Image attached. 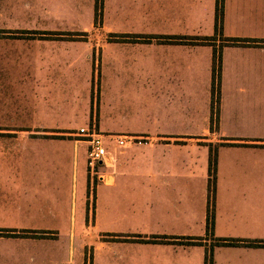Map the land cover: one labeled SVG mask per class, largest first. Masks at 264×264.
Here are the masks:
<instances>
[{"label":"crops","instance_id":"obj_1","mask_svg":"<svg viewBox=\"0 0 264 264\" xmlns=\"http://www.w3.org/2000/svg\"><path fill=\"white\" fill-rule=\"evenodd\" d=\"M93 125L113 140L95 187L77 135ZM208 240L212 264H264V0H0V264L89 247L203 264Z\"/></svg>","mask_w":264,"mask_h":264},{"label":"built area","instance_id":"obj_2","mask_svg":"<svg viewBox=\"0 0 264 264\" xmlns=\"http://www.w3.org/2000/svg\"><path fill=\"white\" fill-rule=\"evenodd\" d=\"M77 135L88 145L87 164L90 171V177H92V179L94 178L95 181H102L103 177L98 168L107 167L108 162L111 160V155L107 150V142L113 141L112 137L98 132L94 125L79 129ZM114 141L117 145V149H125L129 145L138 142L135 138L127 136L117 137Z\"/></svg>","mask_w":264,"mask_h":264},{"label":"rangeland","instance_id":"obj_3","mask_svg":"<svg viewBox=\"0 0 264 264\" xmlns=\"http://www.w3.org/2000/svg\"><path fill=\"white\" fill-rule=\"evenodd\" d=\"M99 18V17H98ZM99 20L97 19V21H94V23H97ZM76 23V22H74ZM38 24H40L39 21H37V24L36 26L37 27H40L38 26ZM73 27H77L76 25H72ZM218 53H220V50L216 52V54L218 55ZM215 56V54H214ZM212 72H213V77H212V84H211V93H212V105H211V109H212V114L215 116L217 115V110H218V99H219V94H220V67H219V61L217 60L215 62V59L213 60V66H212ZM217 150V148H216ZM217 152V151H216ZM94 179V178H93ZM93 186L92 187H95V185L98 184L97 181H95V179L93 180ZM79 185V184H78ZM211 205V203H210ZM204 232L208 235H211L210 233V230L207 228V225H206V228L203 229ZM208 247H210V249L208 251H204V252H208V254H212V247H213V244L211 243L210 240H208ZM105 257L106 255L103 254L102 256H98L97 259H95L94 262H92V257H91V248L89 247L88 249V253H87V257L85 259V264H105ZM133 257H136L135 254H132L131 255V259ZM142 259H145V263L149 262V258L148 257H140ZM205 261H206V257H205V260H204V263L205 264ZM183 263H185V260L182 261ZM135 263H138V262H135ZM192 263L195 264V259H192ZM113 264H122V261L119 260L118 258L114 259L113 260ZM131 264H133L131 262Z\"/></svg>","mask_w":264,"mask_h":264},{"label":"trees","instance_id":"obj_4","mask_svg":"<svg viewBox=\"0 0 264 264\" xmlns=\"http://www.w3.org/2000/svg\"><path fill=\"white\" fill-rule=\"evenodd\" d=\"M98 7L96 8V18L95 21H97L98 17H99V13H98ZM221 18V15L219 13H217L216 15V21L217 23H219ZM229 44H243L245 42H249V41H242V40H236V39H229L227 40ZM215 62L218 60L219 61V67H220V54H215L214 56ZM216 148H213L210 145V158H209V183H208V190L210 193V196H213L214 193V189H215V173H216V164H217V154H216ZM207 228L210 230L211 233V229H212V221H211V215L210 217L207 219ZM2 234V233H1ZM187 242H179V244H183V245H192V244H196L197 242H195L196 239L193 238H186ZM235 244V243H234ZM205 264H212V254H207L206 255V261Z\"/></svg>","mask_w":264,"mask_h":264}]
</instances>
